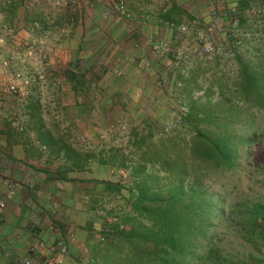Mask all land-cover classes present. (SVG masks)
I'll return each mask as SVG.
<instances>
[{
	"label": "trees",
	"instance_id": "16d2710c",
	"mask_svg": "<svg viewBox=\"0 0 264 264\" xmlns=\"http://www.w3.org/2000/svg\"><path fill=\"white\" fill-rule=\"evenodd\" d=\"M235 61L237 76L230 86L216 84V99L208 96L213 94L210 87L204 92L205 103L199 100L180 110L179 123L191 131L188 141L179 133H164L160 118L144 116L130 130L127 154L75 149L56 140L43 124L34 123L37 142L65 159L62 174L81 172L88 161L127 173V184L93 177L78 179L96 194L84 188V193L94 196L89 197V208L83 209L88 218L81 223L88 235L89 259L76 255L72 257L75 264H262L257 256L264 245V197H238L237 193L231 197L225 184L218 183L238 173L241 161L247 160L248 171L260 176L264 186V137L257 130L246 129L252 121L243 108L264 112V51L255 60L236 57ZM72 68L75 70L67 75L74 83L70 89L77 94L85 88L83 74L78 64ZM103 76L105 73L97 79L102 80L101 88L111 91L110 103L134 108L128 102L131 96L127 100L125 92L112 87L109 80L113 75ZM136 104L134 110L138 111L141 105ZM31 113L34 115L32 109ZM237 123H243L245 129L236 128ZM59 179L69 182L73 177L60 175ZM216 183L219 186L213 190ZM98 190L119 198L121 205L114 216L108 211L95 223L89 214L96 210ZM230 233L255 252L247 261L223 248L225 234Z\"/></svg>",
	"mask_w": 264,
	"mask_h": 264
},
{
	"label": "crops",
	"instance_id": "0c3cea01",
	"mask_svg": "<svg viewBox=\"0 0 264 264\" xmlns=\"http://www.w3.org/2000/svg\"><path fill=\"white\" fill-rule=\"evenodd\" d=\"M2 1L0 0V6L5 8ZM25 1L29 0H12L9 7L15 8L20 14ZM76 1L78 14L75 21L77 28L80 25L83 29L77 31L69 41L73 51L67 57V66L78 64V68H81L80 75L83 74V87H99L102 80L97 77L100 78L103 73L106 75L114 71L119 74L121 77L112 76L109 80L110 83L112 80V87L131 96L132 100L128 102H132L135 109H138L136 103H139V112L153 98H158L161 103H166V99L174 103L173 101L177 102V95L184 94V88L190 93V79L186 78L184 72L187 73L188 69L195 72L197 69L194 66L201 58L195 55L185 56L174 62L171 55L156 54L151 48L152 43H172L181 47L198 31H212L222 38L226 34L224 31L228 32L224 17L212 22L209 16V4L217 0H122L127 10L126 19L112 15L101 19L97 15L99 8H107L113 0ZM258 1L264 2L226 0L241 11ZM42 5L34 9L37 10ZM41 10L34 11V17L28 23L24 21V17L12 19L4 10H0V29L3 26L14 27L13 38L18 41L16 44H20L21 38L27 36L36 40V36L28 34L25 27L38 24L39 28L35 31L40 33L42 30V35L38 37L46 38L43 25L47 17L41 14ZM257 20L258 18L243 15L240 31L260 33L257 30ZM126 22L128 29L123 30L122 25ZM170 23L175 25L174 29L168 28ZM214 23L215 26L224 24V30L213 28ZM101 24L104 25L103 30ZM180 25L189 26V32H180ZM187 60L190 65L192 62L194 65L188 66ZM106 63L109 64L108 67ZM96 68L101 72H95ZM90 70L95 74L88 81L84 72ZM67 81L71 88L74 83ZM134 91H137L136 98L131 95ZM128 95L124 96L127 100ZM16 101L9 94L0 95V264H22L28 258L31 264H44L47 258L57 255L55 245L59 240L67 247L63 264H75L73 258L78 253L77 249L86 243L88 236L81 226L88 214L83 211L80 199L84 188L88 192L93 190L91 186L85 187L84 183L78 182V172L62 174L63 163L53 160V153L44 154L43 147L36 145L30 134L20 133L15 129L18 120L15 114ZM60 175L73 177V180L62 182ZM50 195L53 198H49ZM89 197L93 199L94 196ZM90 213L89 220L94 221L95 212ZM68 225L73 228V237L70 239L67 237L70 231ZM38 242L43 243L42 248H38L34 254L29 253V246L37 245Z\"/></svg>",
	"mask_w": 264,
	"mask_h": 264
},
{
	"label": "rangeland",
	"instance_id": "374dc122",
	"mask_svg": "<svg viewBox=\"0 0 264 264\" xmlns=\"http://www.w3.org/2000/svg\"><path fill=\"white\" fill-rule=\"evenodd\" d=\"M5 1L9 3L6 4ZM61 1L62 3L60 5H57L55 1L43 3L45 5L40 4L42 6L38 7L37 10L34 8H27L26 4L28 1H25L22 5V10H20V14L15 8L9 7L12 0H3L2 2L6 7L3 8L0 6V10H4L10 18L17 19L18 17H24V21L27 23L34 17V13L39 9H42L41 14H43V16L45 15V18L47 17L46 23L43 25V34L46 32V38L38 37L40 34L42 35V30L40 33L35 31L37 27L39 28L38 24H34V26L31 27L27 25L25 27L26 32L30 35H34V37L36 36V40L27 36L26 38H21L20 44H16L18 41L13 38L15 37L14 27L3 26L11 28L13 34L12 36H6L5 45L0 53V95H2L3 92L1 89L5 87L6 84L14 83L19 85V82L13 80L11 70L2 66L3 60H8L13 57L16 67L23 76L29 80L27 89L30 93L29 100H21L16 98L15 95H9L12 96L15 101L16 99L18 100L15 105L16 110L14 109L18 117L15 129L20 133L30 134L31 139H33L32 141L40 147L41 145L37 142L35 133L32 130L34 123L43 124L45 129L51 132L56 140L75 149H103L104 151L120 150L122 154H127L130 151L127 142L130 130L138 124L140 117L144 116L148 117V119L160 118L158 120L160 121L159 123L161 125L164 124V127L166 126L169 129V132L174 134L179 133L182 139L188 141L191 138V131L186 126L178 123L175 119L177 115H179L181 108L184 110L187 106L193 105L192 103H200L199 100L201 103H205L204 92L205 89L210 87L213 94L208 96H210L212 100L216 99L219 89L216 84L221 82L225 84V86H230L237 76V64L235 59L199 58V63L194 66V69H197L195 72L190 69H188L187 73L184 72L186 78L190 79L188 80L191 89L190 93L184 88V94L182 96L177 95V102L173 101L174 103H171L168 99H166V103H161L158 98H153L150 100V104H148L147 107L146 105L145 107H141L142 112L134 110L135 107L133 108V105L130 104H127L125 107L118 102L111 104V91L109 92V90L101 88L100 86L95 88L87 86L83 89L85 92L80 89L77 94H74L69 85H67V80H69L67 71L75 70L70 67V65L67 66V57L70 51H73L72 44L69 43V41L77 31L83 28H80V25L77 28V23L75 21V16L78 14L77 1ZM107 9L108 7L104 9L99 8L97 15L99 14L101 19H107L111 15L113 17L122 16L121 13H109ZM124 10L125 13H127L125 6ZM38 17L40 16L38 15ZM257 21L259 22L257 24V30L260 31V33L256 32V36L253 39L246 41L244 45L245 53L240 56L243 60H255L256 56H259V54L264 51V17L258 18ZM103 26L104 25L101 24V30H103ZM127 26V22L122 25L123 30H127ZM215 37L219 40L222 39L220 34ZM33 42L40 43L44 47V60L40 59L36 54H27V45ZM186 63L188 66L194 65L193 62L190 65L189 60H187ZM106 66L108 67L109 64L106 63ZM95 72L99 73L101 70L96 68ZM93 74H95L93 71H86V78L88 81L91 80ZM110 75L121 77L114 71H110V73L103 76V78L106 79ZM40 76H43V78ZM135 92L137 91L131 93L134 98H136ZM170 93L174 94L176 92ZM164 105L166 106L165 108ZM239 105L242 106V104ZM243 108L245 114L250 115L252 121L251 126L246 129L249 132L257 130L260 135L264 137V112L259 113L246 106ZM31 109L34 111V115L31 113ZM235 126L238 129H245L243 123H237ZM20 128H22V131L19 130ZM42 152L46 155L49 153L52 155V152H49L47 147H43ZM53 160L65 164V159L61 154L58 155V157H53ZM84 167L85 170L78 172L79 179H81V177L85 179L95 177L97 180L110 179L112 181H121L123 184H127V173L124 169L117 167L106 168L97 165L93 161H88ZM248 169H250V166L247 164V160H242L238 173L233 176H228L227 178H221L218 180V183L225 184V189L228 190L231 197H234L236 193L238 197L242 195L256 196L258 194L264 197L262 178L251 174ZM218 183L212 186L213 190L219 186ZM97 193V197L95 198L97 200V204L95 203V223H99V219L104 217L108 211L110 212L109 216H114V210L117 211L118 206L121 205L119 198L105 194L102 195L99 190ZM95 194L94 191V195ZM49 198L53 197L50 195ZM80 201L82 208H89L91 199L87 193H82ZM67 228H70L69 234H67V237L70 239L73 237V228L69 225ZM221 244L224 249L232 254L237 253L239 259L242 261H247L250 253H255L247 242H244L238 237H234L232 233L225 234L224 241ZM259 250L257 259L263 262L264 245L261 246ZM77 252L78 257L82 260L87 261L89 259V249L85 242L77 249Z\"/></svg>",
	"mask_w": 264,
	"mask_h": 264
},
{
	"label": "built area",
	"instance_id": "2783aa9c",
	"mask_svg": "<svg viewBox=\"0 0 264 264\" xmlns=\"http://www.w3.org/2000/svg\"><path fill=\"white\" fill-rule=\"evenodd\" d=\"M49 1H55L57 5L62 3L61 0H30L27 2V8H35L40 4L47 3ZM8 4V1H5ZM108 12H116L121 13L124 19L127 18L124 4L122 0H113L108 6ZM209 16L211 21L214 22L219 20L221 17L225 18V26L228 28V32L224 34L222 39H216L215 33L212 31L204 32L198 31L190 37V39L186 42L185 45L181 47H176L172 43H164V42H154L152 43V50L156 54L160 55H171L177 62L181 58L185 56H192L195 55L197 57L203 58H220V59H236V57H240L242 54L245 53V43L246 41L253 39L256 35L251 32H241L240 31V23L242 20L243 15H247L251 18H261L264 17V2L258 1L257 3L251 4L248 9L245 11H241L237 8L236 5H230L226 2V0H217L215 2H211L208 7ZM169 29H174L175 25L170 23L168 24ZM180 32L187 33L189 32L190 28L187 25H180L179 27ZM213 28L216 30H224V24H219L215 26L213 24ZM0 53L3 50L5 45L6 36H12V29L9 27H1L0 29ZM229 33V35L227 34ZM27 54L32 55L36 54L40 59H45L44 47L40 43H29L27 45ZM2 66L6 69L11 70L12 78L14 81L19 82V85L14 83L6 84L1 90L2 93L5 94H12L15 95L16 98L21 100H27L29 97L28 85L29 80L23 76L20 70L16 67V63L14 62L13 57L9 58L8 60L2 61ZM43 78V76H40ZM177 86H180L177 83ZM183 110V108H181ZM176 121L180 122V115H177L175 118ZM20 131L22 128L19 129ZM163 132L168 133L169 129L165 126L163 127ZM69 234V232L67 233ZM102 240V238L100 237ZM43 243L38 242L37 245H30L29 246V253H36L38 248L41 249ZM55 249L57 250V255L53 257H49L44 261V264H62L63 257L66 255L67 247L59 240L56 245ZM22 264H31V260L28 258ZM264 264V261L262 262Z\"/></svg>",
	"mask_w": 264,
	"mask_h": 264
}]
</instances>
